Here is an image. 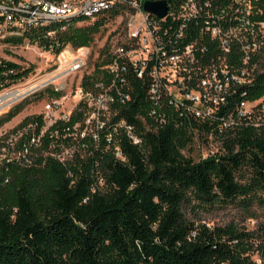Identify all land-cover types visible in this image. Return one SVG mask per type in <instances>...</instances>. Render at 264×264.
<instances>
[{
  "label": "built area",
  "instance_id": "built-area-1",
  "mask_svg": "<svg viewBox=\"0 0 264 264\" xmlns=\"http://www.w3.org/2000/svg\"><path fill=\"white\" fill-rule=\"evenodd\" d=\"M145 1L0 0V114L32 96L43 97L35 117L0 137L4 182L13 168L44 165L51 158L68 166L71 176L76 173L71 164L97 153L111 151L126 160L124 135L143 144L136 125L120 114L135 80L145 87L147 115L141 117H149L147 125L191 123L190 145L238 124L264 123V96H247L264 71V0H167L164 16L145 9ZM99 17L105 19L102 29L108 21L122 29L104 53L109 60L99 65L100 50L89 62L90 46L31 40L33 33L55 36L56 28L39 34L45 25ZM23 43L36 61L12 52ZM205 122L208 132L200 129ZM103 184L101 177L92 187ZM255 259L262 263L264 256Z\"/></svg>",
  "mask_w": 264,
  "mask_h": 264
},
{
  "label": "trees",
  "instance_id": "trees-1",
  "mask_svg": "<svg viewBox=\"0 0 264 264\" xmlns=\"http://www.w3.org/2000/svg\"><path fill=\"white\" fill-rule=\"evenodd\" d=\"M86 22L60 20L39 32L56 28L53 38L33 33L31 40L77 46L107 29L103 17ZM108 47L109 41L98 49L97 65L109 60ZM247 96H264V71ZM24 105L1 115L0 126ZM146 107L145 87L135 80L120 114L136 125L143 144L124 135L126 160L111 151L97 153L71 164L76 170L71 176L68 166L51 158L44 165L13 168L8 182L0 170V264H264L253 257L256 248L264 256V224L258 240L254 231L233 222L209 225L186 213L191 203L234 205L253 216L264 209V123L227 129L221 133L222 151L195 159L182 151L193 125L148 126L149 117H141ZM210 128L207 122L200 126ZM101 177L104 184L93 189Z\"/></svg>",
  "mask_w": 264,
  "mask_h": 264
},
{
  "label": "rangeland",
  "instance_id": "rangeland-1",
  "mask_svg": "<svg viewBox=\"0 0 264 264\" xmlns=\"http://www.w3.org/2000/svg\"><path fill=\"white\" fill-rule=\"evenodd\" d=\"M90 22L92 21H88V23ZM82 23L83 22H78L79 25ZM108 23L109 24L107 29H105L101 33H98L94 41H92V43L77 45V47L78 46L91 47L92 53L90 54L89 62H92L94 57H96L98 49L100 47H103V44L105 43V39L108 34H109L108 36L109 39L107 41H109V43L111 42L110 47L116 44L117 39L120 38L121 36L120 32L122 31V29L121 27L119 28L116 27L117 22L108 21ZM85 24H87V22H85ZM114 32L115 34H112ZM70 44L73 45L72 43ZM8 51L11 52V49L8 48ZM12 52H14L16 55H19V57L28 56L33 61H36L37 59L33 49L28 48L26 43L17 45L12 49ZM42 101H43L42 96H32L22 101L25 102V105L22 108V110L11 120L5 122L3 125L0 126V136L4 134L5 131L10 130L15 125L22 122L26 116L37 114L42 107ZM262 103H264V99L262 100ZM6 112L1 113L0 116L5 114ZM200 139H201V144L194 143L191 145L189 144L187 147L186 146L183 147L182 148L183 153L188 156H192L195 159H199L200 157L207 155L208 153H213V152L217 153L223 150V139L221 135L213 134L209 137H206L205 140L202 138ZM186 213L187 216L192 220H196L197 222L200 221L207 222L210 225H216V224L225 225L233 222L241 228L254 231L256 237L259 235L258 240L260 239V234H262L263 228L261 227L264 224V209L261 208L256 209L255 210L256 214L253 216L251 215L250 211L234 205H227V206L217 205L215 207L204 208V207H197L194 205V203H191L187 205ZM259 256H261V254L259 252V249L256 248L253 251V257H259Z\"/></svg>",
  "mask_w": 264,
  "mask_h": 264
},
{
  "label": "water",
  "instance_id": "water-1",
  "mask_svg": "<svg viewBox=\"0 0 264 264\" xmlns=\"http://www.w3.org/2000/svg\"><path fill=\"white\" fill-rule=\"evenodd\" d=\"M144 8L157 13L159 16H164L168 11L169 6L167 0H146Z\"/></svg>",
  "mask_w": 264,
  "mask_h": 264
}]
</instances>
